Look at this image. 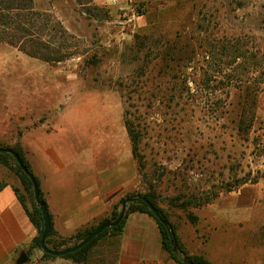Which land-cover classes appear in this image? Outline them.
Returning a JSON list of instances; mask_svg holds the SVG:
<instances>
[{
  "label": "rangeland",
  "instance_id": "obj_1",
  "mask_svg": "<svg viewBox=\"0 0 264 264\" xmlns=\"http://www.w3.org/2000/svg\"><path fill=\"white\" fill-rule=\"evenodd\" d=\"M137 3L146 14L118 36L117 8L33 0L48 26L43 42L53 44L54 26L55 42L66 34L67 58L51 63L52 86L62 74L67 104L73 95L115 127L117 154L129 144L128 112L140 135L138 181L128 196L155 187L188 257L264 264V0ZM10 133L0 131L2 148L18 145L8 143ZM0 169L24 193L15 173Z\"/></svg>",
  "mask_w": 264,
  "mask_h": 264
},
{
  "label": "crops",
  "instance_id": "obj_2",
  "mask_svg": "<svg viewBox=\"0 0 264 264\" xmlns=\"http://www.w3.org/2000/svg\"><path fill=\"white\" fill-rule=\"evenodd\" d=\"M117 1L124 6L129 1L151 0ZM92 2L115 8L109 0ZM52 68L50 63L0 43V131H11L8 143L23 149L53 230L70 238L108 218L135 190L138 170L127 131L126 153L117 154L115 127L94 119L89 113L94 108L79 104L73 95L67 104L64 76L55 73L52 86ZM52 89L57 90L54 96ZM0 183V264H16L22 253L29 257L26 264H74L63 258L41 260L43 253L31 248L38 231L15 192L16 183L1 177ZM86 264L177 263L163 250L156 221L136 212L128 215L119 236H106L90 251Z\"/></svg>",
  "mask_w": 264,
  "mask_h": 264
},
{
  "label": "trees",
  "instance_id": "obj_3",
  "mask_svg": "<svg viewBox=\"0 0 264 264\" xmlns=\"http://www.w3.org/2000/svg\"><path fill=\"white\" fill-rule=\"evenodd\" d=\"M106 13L108 14L110 13V11H107ZM43 18H44V14L35 11L33 7V0H0V43L16 48L30 57L42 60L50 64L63 62L67 58V56L62 54L64 48L63 46H61L60 41L65 38L66 34L61 33V37H60L61 40L59 41V43L55 42L56 39H58V35L56 32L59 30L60 27L59 25L54 26L53 27L54 29H52L53 35L49 33V36L52 39L53 44L44 43L41 36L48 34L47 33L48 26L46 25V28H44V26L40 24L41 23L40 20ZM55 29L58 30L55 31ZM46 44L49 45L47 46ZM127 115L128 112L126 111L124 114L125 127L131 141L132 154L135 159L137 157V149L139 146L140 135L137 134L133 129L132 124L127 119ZM4 148L11 149L16 153H18L22 161L28 168V170L32 173L30 165L27 162L24 151L20 147V145L7 146ZM0 165L14 172L22 184L25 194L21 193L20 189L17 187H15V192L20 202L22 203L24 209L26 210L30 220L32 221V223L34 224V226L38 231V236L35 238L31 248L32 250L35 249L42 252L40 238L44 231V219L36 203L33 184L29 179V177L23 172L21 167L17 164L16 160L11 154L0 153ZM37 183L39 185L38 180ZM245 183L247 182H244L242 184ZM0 187H3L2 183H0ZM26 197L28 201H26ZM129 198H140V199L128 204L126 217L121 224H119L116 227L106 229L102 234L94 238L84 248L62 258L71 260L74 262V264H86L89 259L90 251L95 246H97V244L102 239H104L108 235L119 236L123 231L128 215L131 213L140 212L149 215L156 221L162 235V248L169 255L171 260H173L177 264H185L183 262L184 258L182 257L185 256L188 258V260L196 264H211L204 257H198V258L188 257V253L185 250L180 240L176 226L171 223L169 215L165 213L163 209L159 206L155 187H150L149 191L144 195L138 194V195L127 196L125 199H123L120 202L119 205L116 206L115 210L108 218L100 221L97 224H93L83 229H80L79 231L76 232L75 235H73L70 238H63L58 236L52 228L51 233L46 241L48 248L51 250H62L77 245L89 234H91L102 223L108 220H113V221L116 220L120 213L119 212L120 205L122 206L123 201ZM142 198L148 200L156 208V210L160 213L161 217L163 218V220L166 222L167 225H163L158 220V218L155 217V215L150 211L148 206L142 201ZM40 199L45 202L41 190H40ZM177 199L180 200V197H177ZM28 202L30 206L28 205ZM208 202L209 201L207 202L205 201L203 203L196 202L195 206H201L202 204ZM181 207L184 211H188L187 204L182 203ZM188 217L193 224H197L198 217L194 216L192 213H189ZM55 259L57 258L48 255L46 253H43L41 258V260H55Z\"/></svg>",
  "mask_w": 264,
  "mask_h": 264
},
{
  "label": "water",
  "instance_id": "obj_4",
  "mask_svg": "<svg viewBox=\"0 0 264 264\" xmlns=\"http://www.w3.org/2000/svg\"><path fill=\"white\" fill-rule=\"evenodd\" d=\"M0 153L11 154L14 157V159L16 160L17 164L21 167L23 172L31 180L33 187H34V194H35L36 203H37V205H38V207L42 213L43 219H44V231H43V234L41 235V238H40L41 249H42L43 253H46V254L51 255L53 257H56V258H62V257H65L69 254L77 252L78 250L87 246L94 238H96L97 236L102 234L106 229L113 228V227H116L119 224H121L126 217L128 204L135 202V201L140 199V198H129V199L124 200L122 203V206H121V211H120L119 216L116 220H114V221L108 220V221L102 223L91 234H89L86 238H84L77 245L70 247V248L62 249V250H51L48 248V246L46 244V241H47V239L51 233V229H52L51 218H50L48 209L45 205V202L40 199V189H39V185L37 183L36 178L28 170V168L26 167V165L24 164V162L22 161V159L18 153H16L15 151H13L11 149L2 148V147H0ZM142 201L148 206L150 211L155 215L156 218H158V220L163 225H167L166 222L161 217L160 213L156 210V208L148 200L142 198ZM28 261H29V257L27 256V254L22 253L19 256L16 264H26ZM183 262L185 264H196V263H194L188 259H184Z\"/></svg>",
  "mask_w": 264,
  "mask_h": 264
},
{
  "label": "built area",
  "instance_id": "obj_5",
  "mask_svg": "<svg viewBox=\"0 0 264 264\" xmlns=\"http://www.w3.org/2000/svg\"><path fill=\"white\" fill-rule=\"evenodd\" d=\"M111 5L117 8L116 17L117 20L114 23L117 29L116 35H124L127 27L130 30L136 27L138 21L144 17L147 11V7L143 3H136L129 1L124 6H119L117 0H112Z\"/></svg>",
  "mask_w": 264,
  "mask_h": 264
}]
</instances>
